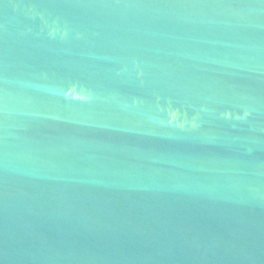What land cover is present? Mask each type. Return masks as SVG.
Here are the masks:
<instances>
[{"label": "water", "instance_id": "water-1", "mask_svg": "<svg viewBox=\"0 0 264 264\" xmlns=\"http://www.w3.org/2000/svg\"><path fill=\"white\" fill-rule=\"evenodd\" d=\"M0 264H264V0H0Z\"/></svg>", "mask_w": 264, "mask_h": 264}]
</instances>
